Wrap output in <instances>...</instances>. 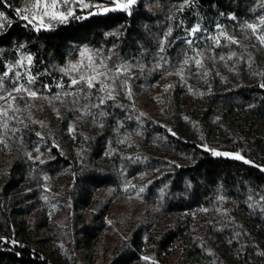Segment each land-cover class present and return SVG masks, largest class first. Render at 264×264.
<instances>
[{
	"label": "trees",
	"instance_id": "obj_1",
	"mask_svg": "<svg viewBox=\"0 0 264 264\" xmlns=\"http://www.w3.org/2000/svg\"><path fill=\"white\" fill-rule=\"evenodd\" d=\"M18 7L19 0H0L11 21L0 31V91L24 85L39 98L26 110L32 103L23 91L15 122L0 126V264H58L33 235L46 217L30 228L15 198L36 200L46 185L66 193L76 212L107 190L139 195L148 206V226H136L109 264H139L147 255L154 262L143 264L173 257L174 264H264V44L257 39L264 26L256 34L246 27L259 24L264 0H137L127 11L39 31ZM82 48L110 68L130 66L111 99L98 86H70L59 71ZM28 55L31 64L17 65ZM186 57L181 78L175 72ZM103 216L81 230L78 247L94 248Z\"/></svg>",
	"mask_w": 264,
	"mask_h": 264
},
{
	"label": "rangeland",
	"instance_id": "obj_2",
	"mask_svg": "<svg viewBox=\"0 0 264 264\" xmlns=\"http://www.w3.org/2000/svg\"><path fill=\"white\" fill-rule=\"evenodd\" d=\"M84 2L93 6L81 10V6L77 4L76 16H87L91 12L103 14L109 12H103L102 8L95 7L94 5L97 4L110 9L114 8V10H122L115 7L113 0H84ZM30 4L31 0H19L18 9L24 14H27L25 10L30 7ZM72 18L73 17H70L68 21ZM6 22L7 21L3 22L4 27ZM60 24L65 23L53 22V27ZM4 27L0 28V31ZM84 49L85 48H82L78 52L74 60L69 61L67 65L59 69L70 81L72 78L79 79V76L86 71V68L83 66L88 64V55L94 54L97 62L101 59L97 53L90 49L89 54L81 57L80 53ZM73 64L78 65L77 70H71L70 66ZM107 83L112 85L111 79H109ZM96 86L100 87L99 84ZM112 89H109L112 90V94L118 91L117 83L112 85ZM22 92L23 91L20 93L13 92L18 102L15 101L9 104L11 97H7L8 92L5 93L3 90L0 91V95L7 97L6 100H0V106L7 108V117L0 116V126L10 121L15 122L16 118H14V116L20 111V106L24 104V100L27 99ZM20 97H23V99H20ZM28 100L32 104H28L30 106H27L26 110H30L31 106L33 107L36 105V102H34L36 98L29 97ZM18 104H20V106H18ZM46 186L49 189L48 192L45 190L43 192L42 190L41 196L36 200L30 197L27 198L26 193H19L15 198L18 201L17 206L24 212L23 216H25L24 218L28 221L30 228H33L34 224L35 226L38 225L46 217L47 227L41 229L39 232L33 231V235L36 241H47L43 247L41 244H39V246H41L43 252L48 253L58 264H91L88 260V256L92 253H94L92 264H109L115 255L128 246L130 235L136 226L143 222L148 226V219H150L151 216L147 215L149 208L144 204L139 195H132L130 192H114L112 190L102 191L97 194L93 205L88 210L76 212L72 209L66 193L59 189L54 192L51 190V186ZM100 213H105L102 226L104 231L96 240L94 248L89 249L84 245L78 247V241L80 242L82 239L81 230L87 225H96L94 224V218ZM22 218L23 217H20V219ZM145 257L149 258L147 261L150 263L154 262L151 255ZM176 259V257H173L169 264H174ZM143 263H145V259L139 264Z\"/></svg>",
	"mask_w": 264,
	"mask_h": 264
},
{
	"label": "snow or ice",
	"instance_id": "obj_3",
	"mask_svg": "<svg viewBox=\"0 0 264 264\" xmlns=\"http://www.w3.org/2000/svg\"><path fill=\"white\" fill-rule=\"evenodd\" d=\"M113 3L115 7H118L122 10H129L133 4L136 3V0H113ZM79 4L81 6V10L85 8L92 7L93 5L89 3H85L84 0H31L30 7L27 8L25 11L27 14H24L21 12V10L17 9L18 14H20V19L24 20L27 25H31L32 28H34L36 31H39L41 28L44 29H51L53 27V22L58 23H66L70 17H75L77 19H80L81 17L76 16V5ZM95 7L102 8L103 12H108L110 9L108 7H104L103 5H94ZM10 7V5H9ZM62 8V10H61ZM182 10V9H181ZM95 12L89 13V15H95ZM234 18V17H233ZM4 21H7L9 24L11 21L8 19V17L5 15L4 12L0 11V28L4 27ZM260 26H264V16H261L259 18V24L256 23H249L246 25L248 29H251L253 34L257 33V29ZM199 26L193 27L189 29V34L194 35L197 31H199ZM171 33V29H169V33ZM220 35H226L223 32L220 33ZM231 43H238V41L232 39L231 37H227ZM216 40V43L219 44L220 41L218 38H214ZM257 39L260 40L261 44H264V34L257 35ZM189 45L193 43L191 39L186 41ZM163 46H161V51H163ZM90 50L85 48L81 53V57H84L86 54H89ZM197 55H202V53H197ZM24 59L28 61L29 64L32 62V57L28 55L27 57L22 58L21 60L17 61V65L23 66ZM108 59H111V57H108ZM223 59V57H221ZM194 63L197 67H203L202 60L201 59H195L193 58ZM189 64V59L186 57L183 60V63L179 69L176 70L175 74L180 75L181 78H183V71H184V65ZM71 70H77L78 65L73 64L70 66ZM83 67L86 68V71L79 76V79L72 78L70 86H75L77 84H80L83 82L88 89H94L96 88V85L99 84V91L106 92L107 98H112V85H115L117 81L119 80L120 76L127 75V73L130 71L129 65H119L116 68H110L103 58L99 59L97 62L95 55L90 54L88 55V64L84 65ZM9 71L11 69L9 68L7 71L3 73L4 76H7ZM170 75L173 73H169ZM205 75L207 73H204ZM16 76L19 77L20 73H16ZM111 79L112 85H109L107 81ZM127 79H130V77H127L125 80L120 81L121 86L127 83ZM34 81V77L31 75L28 76V82L32 83ZM168 87V86H166ZM261 87L264 88V84H261ZM112 89V90H109ZM21 91H24L27 93L28 97L30 98H39L38 94L35 90H32L30 88H26L24 85H20L18 87H14L12 92L7 93V97H11V100L9 101V104L16 101L17 97L13 95V92L20 93ZM129 96H131V92L129 90ZM7 97L4 95H0V100H6ZM20 99H23V97H20ZM58 99V97H57ZM101 103H103V99L101 100ZM0 116L7 117V108L0 106ZM7 127V125H4ZM3 141H0L2 143ZM205 150H208L207 148ZM214 156H231L232 159L241 160L244 159L239 154H231L227 152H219L213 150L212 153ZM244 163H250L248 160H244ZM261 171H264V168H261ZM143 191V189H141ZM145 260L149 259L148 257L144 258Z\"/></svg>",
	"mask_w": 264,
	"mask_h": 264
}]
</instances>
